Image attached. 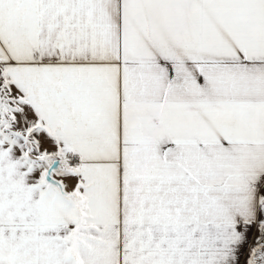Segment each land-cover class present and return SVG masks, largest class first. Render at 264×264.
Segmentation results:
<instances>
[{
    "label": "snow or ice",
    "instance_id": "1",
    "mask_svg": "<svg viewBox=\"0 0 264 264\" xmlns=\"http://www.w3.org/2000/svg\"><path fill=\"white\" fill-rule=\"evenodd\" d=\"M0 264H264V0H0Z\"/></svg>",
    "mask_w": 264,
    "mask_h": 264
}]
</instances>
